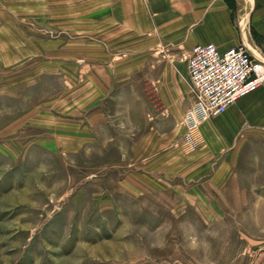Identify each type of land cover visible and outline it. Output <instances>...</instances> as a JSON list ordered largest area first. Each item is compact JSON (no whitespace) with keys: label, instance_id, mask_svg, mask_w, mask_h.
I'll return each instance as SVG.
<instances>
[{"label":"rangeland","instance_id":"rangeland-1","mask_svg":"<svg viewBox=\"0 0 264 264\" xmlns=\"http://www.w3.org/2000/svg\"><path fill=\"white\" fill-rule=\"evenodd\" d=\"M226 2L251 13L264 43V0ZM135 10L132 20L127 0H0V264H264V133L210 168L181 152L188 52L160 31L134 36L154 29L148 6ZM86 62L132 70V99L117 80L123 91L105 101L112 115L132 105V147L125 131L77 124L97 100ZM151 131L163 141L144 164Z\"/></svg>","mask_w":264,"mask_h":264},{"label":"crops","instance_id":"crops-1","mask_svg":"<svg viewBox=\"0 0 264 264\" xmlns=\"http://www.w3.org/2000/svg\"><path fill=\"white\" fill-rule=\"evenodd\" d=\"M127 2L132 4L130 16L132 20L140 17L139 14L141 13L135 10L138 5L146 4L154 23V29L144 27L139 31L138 29L132 31L134 36L146 31H160L161 34H164L161 37V41H165L164 44L169 45L171 43L173 45L179 42L183 48L182 51L188 53H190L192 46L197 43L213 42L220 49L243 44L252 54L262 57L260 52L262 50L261 45L264 46V43H258L252 36V31H250L251 13L241 14L238 11L235 14L226 0H127ZM157 20L160 23H156ZM258 32H262V36H264V31ZM123 64L124 62H120L118 65L117 62L113 65L93 62L79 63V67L81 66L82 69L88 71L96 65L94 70L88 72L87 78L90 80H87L91 86L89 89L96 93L97 100L89 107L91 109H88L77 121V124L83 129L86 128L87 131L106 132L111 126L125 131L130 143L129 147H132V105L128 107L125 114L118 110L112 115L105 108V101L109 98H116L115 96L119 97L124 89L122 98L132 99V86L129 85L132 80V70L130 68L122 69L126 68ZM165 72L168 75V70ZM117 80L127 83V86H122V91L118 89L120 85L117 86ZM254 130L264 133V88L246 95L233 106H230L225 113L206 120L200 126L199 145L193 151L196 153L192 157L195 161L193 163L200 167L208 165L210 168L211 164L216 163L212 161L213 158L219 154H224L226 158H232L240 152V148L246 145L245 138ZM239 132L241 137L238 140ZM160 141H163V138L160 135H154L153 131L146 135L144 137V158L140 161H143L144 164L155 163L153 155L157 150L156 146L159 145L157 142ZM172 145L168 142L161 144L166 149ZM178 148L173 149L171 154H177L175 156L177 174H180L181 168L184 170L186 165L184 162L179 163ZM180 151L184 152L183 149ZM137 161L134 159L132 163L136 164Z\"/></svg>","mask_w":264,"mask_h":264},{"label":"built area","instance_id":"built-area-1","mask_svg":"<svg viewBox=\"0 0 264 264\" xmlns=\"http://www.w3.org/2000/svg\"><path fill=\"white\" fill-rule=\"evenodd\" d=\"M186 63L189 106L181 119V146L190 153L199 145V128L206 120L264 88V58L243 44L220 49L208 42L194 44Z\"/></svg>","mask_w":264,"mask_h":264}]
</instances>
